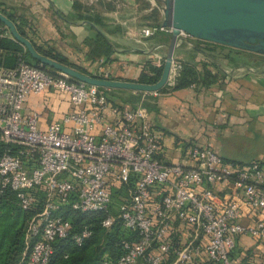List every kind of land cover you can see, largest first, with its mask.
Returning a JSON list of instances; mask_svg holds the SVG:
<instances>
[{
    "label": "built area",
    "instance_id": "2783aa9c",
    "mask_svg": "<svg viewBox=\"0 0 264 264\" xmlns=\"http://www.w3.org/2000/svg\"><path fill=\"white\" fill-rule=\"evenodd\" d=\"M155 31L172 33L160 26L144 28L143 35ZM6 37L15 40L4 25L0 38ZM182 38L192 37L181 33L177 46ZM154 59L161 68L167 57ZM181 69L173 60L166 88L175 86ZM50 90L67 95L74 109L44 129L42 114L27 111L25 104ZM162 142L143 107L113 106L98 87L54 77L23 55L14 67L0 64V144L5 147L0 188L14 192L22 210L32 214L24 264H50L58 240L82 247L93 236L91 225L76 227L66 212L101 213L105 229L120 223L129 232L118 259L104 258L101 264H235L240 236L264 238L261 162L234 164L212 143L186 146L190 165L169 162ZM221 183L233 190L219 194L215 188ZM123 187L128 195L113 214L114 190ZM253 214L255 223L242 222ZM176 223L189 233L184 245L171 240Z\"/></svg>",
    "mask_w": 264,
    "mask_h": 264
},
{
    "label": "crops",
    "instance_id": "0c3cea01",
    "mask_svg": "<svg viewBox=\"0 0 264 264\" xmlns=\"http://www.w3.org/2000/svg\"><path fill=\"white\" fill-rule=\"evenodd\" d=\"M143 1L151 6L144 7ZM0 2L11 12L26 16L24 29L39 47L103 79L139 83L147 67L155 66L156 54L168 57L171 52L181 65L188 63L197 71L206 68L215 77L208 86L165 87L158 96L122 89L103 92L122 108L143 107L148 112L154 127L163 134L162 155L169 162L190 165L184 157L185 147L212 143L227 161L242 166L257 161L264 166V63L257 58L192 38H182L173 50L174 35L168 32L155 31L145 37L144 28H159L148 18L156 8L148 0ZM101 38L106 39V47ZM41 97L30 96L25 108L42 114L40 125L44 129L74 109L69 97L55 90ZM215 189L219 194L233 190L229 183ZM257 220L253 214L242 222L253 224ZM188 238L185 224L176 223L171 240L184 245ZM232 258L235 264H264V238L240 236Z\"/></svg>",
    "mask_w": 264,
    "mask_h": 264
},
{
    "label": "trees",
    "instance_id": "16d2710c",
    "mask_svg": "<svg viewBox=\"0 0 264 264\" xmlns=\"http://www.w3.org/2000/svg\"><path fill=\"white\" fill-rule=\"evenodd\" d=\"M0 12L6 15L18 28L19 32L30 39L34 44L36 50L55 61H58L64 65L70 66L84 74H89L85 69L79 68L70 64L63 56L54 54L51 51L45 50L43 47H39L25 31L24 27L27 26L28 20L26 16L20 15L16 12H11L0 2ZM150 20H154L152 25L154 27L162 26V18L159 17L156 10H153L151 16L148 17ZM4 24L0 22V27ZM102 39V38H101ZM102 45H107L106 39H102ZM199 43H207L205 41L197 40ZM213 44V43H211ZM220 46V45H217ZM223 47V46H222ZM199 48V47H198ZM235 51L234 49H232ZM240 51V50H236ZM105 53L108 51L105 49ZM23 55L26 61L37 67H41L54 77H58L57 74L50 72L48 66H42L37 60H35L27 50L16 40L9 37L0 38V64L5 67H14L17 64L18 58ZM163 68L155 66H148L147 71L143 72L140 76L139 83L142 84H156L160 81L163 73ZM95 77L104 78L103 76L96 75ZM215 80V77L203 68L202 71H197L196 68L188 63H182V69L180 77L177 79L174 90L189 87L192 84H200L208 86ZM101 91H105L104 88H99ZM166 91V88L161 90L159 93ZM106 92V91H105ZM107 96L108 101L116 107L120 105L114 100L113 97ZM122 108V107H120ZM5 151L3 144H0V158ZM116 195V194H115ZM114 195V197H116ZM115 206V204H114ZM30 213L25 212L20 207L17 196L11 190L1 191L0 188V264H24L27 256L29 255L30 246L26 240V227H27V216ZM66 217H72L74 225L79 224H95L93 236L86 241L82 247H77L73 244L71 239L58 240L54 244V252L51 258L50 264H101L104 258H110L114 261L122 253L121 242L123 239L128 238L129 232L124 228L123 230L116 228L113 231L103 232L101 221L104 215L101 213H90V214H79L73 212H66ZM121 225L117 223L115 226ZM114 226V227H115ZM92 227V225H91ZM104 239V240H102ZM26 255V256H24ZM24 260V261H23Z\"/></svg>",
    "mask_w": 264,
    "mask_h": 264
},
{
    "label": "water",
    "instance_id": "95a60500",
    "mask_svg": "<svg viewBox=\"0 0 264 264\" xmlns=\"http://www.w3.org/2000/svg\"><path fill=\"white\" fill-rule=\"evenodd\" d=\"M162 12V26L171 28L173 50L181 33L190 37L264 56V0H148ZM0 22L13 38L42 66L58 71L72 82H84L104 89H122L145 93L160 92L168 82L173 52L167 57L162 77L156 84L119 82L84 74L40 54L30 39L2 12Z\"/></svg>",
    "mask_w": 264,
    "mask_h": 264
},
{
    "label": "rangeland",
    "instance_id": "374dc122",
    "mask_svg": "<svg viewBox=\"0 0 264 264\" xmlns=\"http://www.w3.org/2000/svg\"><path fill=\"white\" fill-rule=\"evenodd\" d=\"M85 1H87V2H90V0H85ZM93 1H95V0H93ZM98 2H102V0H97ZM144 3H142V5H144V7H150L151 6V4L149 3V2H146V1H143ZM155 10L157 11V14L159 15V17H161L162 18V13H161V10H160V8H158V7H156L155 8ZM153 12V11H152ZM152 12H151V14H152ZM151 14L149 15V16H151ZM153 21L154 20H151L150 22L151 23H153ZM230 50H232V49H230ZM237 50V49H236ZM233 51V50H232ZM231 51V52H232ZM238 52H241V53H243V54H246V55H248V56H251V57H255V58H257L258 60H259V62L260 63H264V56H262V55H259V54H255V53H252V52H248V51H243V50H240V51H238ZM48 70L50 71V72H53V73H55V74H57L58 76H61V74L58 72V71H56V70H54V69H52V68H50V67H48ZM39 98H42L41 96H39ZM44 98V97H43ZM114 194H116L115 196L116 197H114V204H115V207H114V209H113V211H114V213L113 214H116L115 213V208L117 207V206H119V204L123 201V199L128 195V189L126 188V187H123V188H120V189H115L114 190ZM32 217V214H30V215H28L27 216V222H28V220H30V218ZM70 220L74 223V220L72 219V217H70ZM75 224V223H74ZM80 225V224H79ZM92 225V228H93V231L94 230H96L95 229V224H91ZM76 226V225H75ZM78 227V226H77ZM99 227H101L102 229H103V232L106 234L107 232H110V231H113V230H115L116 228H121L122 230H123V226H121V225H117V226H115V227H113L112 229H110V230H108V229H105L102 225L101 226H99ZM120 229V230H121ZM26 240H27V244L30 246V240H29V238L27 237V235H26ZM102 240H104V239H102ZM30 249H31V246H30ZM30 249H29V252H30ZM24 256H26V255H24ZM24 261V260H23Z\"/></svg>",
    "mask_w": 264,
    "mask_h": 264
}]
</instances>
